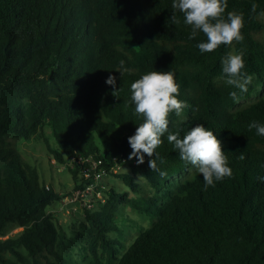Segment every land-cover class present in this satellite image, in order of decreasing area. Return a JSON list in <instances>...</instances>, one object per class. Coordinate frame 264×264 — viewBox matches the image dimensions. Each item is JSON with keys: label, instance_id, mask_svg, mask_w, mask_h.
Instances as JSON below:
<instances>
[{"label": "trees", "instance_id": "16d2710c", "mask_svg": "<svg viewBox=\"0 0 264 264\" xmlns=\"http://www.w3.org/2000/svg\"><path fill=\"white\" fill-rule=\"evenodd\" d=\"M173 0H0V264H76L51 212L58 202L84 191H100L97 209L83 207L91 264H264V137L249 129L264 125V93L236 107L264 83V0H227V11L243 13L244 41L201 53V33L172 9ZM258 8L251 12V5ZM175 12L180 23L170 20ZM243 52L251 77L248 91L227 84L221 60ZM129 71L123 76L119 61ZM175 74L177 99L187 103L180 116L170 113L168 132L156 153L165 163L160 176L137 164L128 137L143 122L134 114L130 86L150 72ZM116 77V88L106 83ZM203 125L221 142L232 177L205 190L198 170L180 159L167 140ZM119 126V127H118ZM40 139L71 177L58 192L39 179L17 148V140ZM52 145V146H51ZM241 156L244 158L241 159ZM155 158V157H153ZM126 165L129 173L113 169ZM98 171L137 190L140 176L159 196L136 203L113 182L97 181ZM185 173L174 189V176ZM96 193V191H94ZM158 200H163L158 204ZM119 205L152 214L153 223L121 252L115 213ZM51 209V210H50ZM117 245H122L118 248ZM21 250L25 254L21 253Z\"/></svg>", "mask_w": 264, "mask_h": 264}, {"label": "clouds", "instance_id": "9594fccd", "mask_svg": "<svg viewBox=\"0 0 264 264\" xmlns=\"http://www.w3.org/2000/svg\"><path fill=\"white\" fill-rule=\"evenodd\" d=\"M172 9L178 10L183 16V23L191 31L189 39H196L199 34L206 37V41L199 42L196 47L201 53H211L221 45L232 46L233 43H242L245 25L243 13L227 11V0H173ZM258 5H251V12L255 13ZM264 15V12L261 13ZM170 20L173 24L180 23L175 12ZM125 61H119V70L123 76L129 69ZM222 75L227 84L239 89L241 93L248 91L251 77L245 71L243 52L228 54L221 60ZM106 83L116 88V77L109 76ZM180 85L171 71H150L142 75L130 86L131 101L135 105L134 114L143 117V122L137 126L135 133L128 137V144L132 151L129 160L135 157L137 164L144 163V156L150 157L148 166L152 172L166 176L165 171L157 166L165 163L163 157L156 153L162 143V137L168 132L170 113L177 116L188 107L187 103L177 99ZM234 102L239 101L237 92L229 93ZM119 127V126H118ZM256 129V134L264 137V125L253 121L249 129ZM167 140L178 150L180 159L194 166L201 174L205 190L215 187V183L232 177V169L228 166V158L222 150L221 142L203 125H197L188 131L183 138L179 134L168 133ZM155 157V158H153ZM244 157L241 156V159Z\"/></svg>", "mask_w": 264, "mask_h": 264}, {"label": "rangeland", "instance_id": "374dc122", "mask_svg": "<svg viewBox=\"0 0 264 264\" xmlns=\"http://www.w3.org/2000/svg\"><path fill=\"white\" fill-rule=\"evenodd\" d=\"M264 93V83L258 85L251 96L247 99H241L237 102L236 107L240 106L245 102H250ZM17 148L19 149L21 155L26 158V160L31 164L36 166L40 181L45 184H51L54 186V189L58 192L67 191L71 186V177L69 173L66 172L63 165L59 164L54 157L51 155L50 151L47 149L46 145L38 138H32L30 140H17ZM52 146V145H51ZM113 172L116 173H129V168L126 165H122L113 169ZM185 176V173L174 176L170 184V189H174L176 183ZM107 180L113 182L117 191H125L129 198L136 199V203L152 206L150 202H145V199H149L152 195H161L162 191L156 193L150 186L145 183V180L140 176H135L134 181L137 184V190L133 191L128 188L118 177L111 174H102L101 178L98 181ZM97 183L94 181V184ZM94 191H97L96 186L92 187L88 191L86 196L78 197L75 202H67L65 200L70 199L66 197L64 201H61L60 204H56L51 208L52 214H54V221L60 233L64 235L67 239L66 244L70 248V255L73 261L76 264H91L92 255L88 248L89 236L86 232L85 226L81 220H83V204L85 200H91L89 203L92 205L90 209L99 208V204L96 201H100L99 194L94 195ZM163 200H158V204H161ZM152 214H147L144 212H138L136 209L129 207L128 205H119L116 213L115 219L116 224L119 227L118 232H111L109 237L111 239L116 238L119 241V244L123 245L124 249L134 240V238L144 229L150 227L153 223ZM122 245H117L120 249ZM22 254H25L21 250ZM97 254L100 258V264L105 263L104 253L101 249H97ZM6 257L10 258L13 262L21 264L19 259L12 256L9 253H6ZM26 262L29 264L30 258ZM33 264V263H31Z\"/></svg>", "mask_w": 264, "mask_h": 264}, {"label": "built area", "instance_id": "2783aa9c", "mask_svg": "<svg viewBox=\"0 0 264 264\" xmlns=\"http://www.w3.org/2000/svg\"><path fill=\"white\" fill-rule=\"evenodd\" d=\"M102 174H104L103 171H98V172H96L93 181H96V182H97V181L99 180V178H101ZM92 187H94V185H93V186H92V185H88V186L85 187L84 191H76V192L73 194V196L70 197V199L65 200V201H67V202H75V201H77V198H78L79 196H80V197H82V196H86V195L88 194V191H89L90 189H92ZM97 193L99 194V197H100V191H99V192H96L94 195H96ZM64 199H65V198H64ZM64 199H62L61 201H64ZM61 201H60V202H61ZM89 201H91V200H85V201H83V202H82L83 206L86 207V208L91 207L92 205L89 203ZM60 202H58L57 204L59 205ZM61 205H62V204H60V206H61ZM89 209H90V208H89ZM20 230H21V227L12 228L7 234H5L4 236H2V237H0V238H7L8 236H11V235L16 234V233H17L18 231H20Z\"/></svg>", "mask_w": 264, "mask_h": 264}]
</instances>
